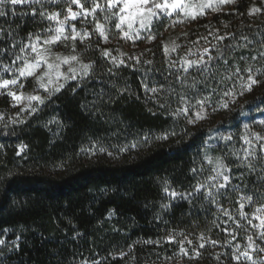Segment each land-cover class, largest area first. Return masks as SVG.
<instances>
[{
  "label": "trees",
  "instance_id": "trees-1",
  "mask_svg": "<svg viewBox=\"0 0 264 264\" xmlns=\"http://www.w3.org/2000/svg\"><path fill=\"white\" fill-rule=\"evenodd\" d=\"M253 5L264 7L261 0H238L219 14L192 22L186 29L165 32L138 50H127L120 43L104 44L93 33L85 44L77 43V49L84 54L85 61H96L95 74L74 96L70 89L66 90L41 105L34 115L21 114L25 123L7 128L0 124V144L4 145L0 149V230L9 231L12 239L20 237L19 250L10 253V264H78L81 257L100 259L101 264H152L153 261L161 264L155 253L163 257L170 245L156 247L143 241L166 236L172 229L197 235L211 229L208 234L212 239L223 244L230 239L213 227L216 209L206 203L204 209L207 210L202 209V197L194 201L195 209L181 200L168 210L162 209L163 186L167 182L177 189L188 190L189 185L195 183L189 169L201 161L205 151L212 156L227 151L222 141L209 140V136L232 134V143L239 148L238 136L243 134V124L264 131L256 123L264 119V86L238 97L231 111L222 110L193 126L169 115L177 107L174 96L163 97L161 102L169 99L172 103L171 107L160 109L152 97L163 94L145 93L141 80L144 70L152 68L154 71L144 80L149 87L165 85L167 88L171 83L179 92L174 78L165 80L162 42L175 40L185 46L198 36L206 35L205 25L209 24L219 28L221 33L236 32L239 36L243 31L251 36L264 28V15H247ZM9 9L10 13L13 10L15 13L22 10V13L0 17V27L11 29L17 41L42 28L38 19L34 22L30 15H24L30 13V8L16 5L13 9L9 5ZM225 23L229 27L225 28ZM183 33L188 36L184 37ZM89 44L91 47L86 49ZM56 48L67 54L71 42L67 49ZM104 48L113 50V55L118 54L117 50L129 55L143 54L142 60L150 59L154 63L144 65L139 71L121 68L115 77H109L106 70L110 64L100 55V49ZM0 76L10 78L2 72ZM113 83L119 88L126 87L127 92L117 95ZM34 88L35 81L29 79L23 92L32 94ZM101 91L105 95L98 97ZM93 100L96 101L94 106L89 103ZM17 112L19 108L13 109L5 98L0 99V113L7 117ZM185 127L187 134L181 133L167 141L155 139L165 131L180 132ZM146 134L150 135L148 143L116 158L105 153L89 156L80 151L93 141L108 147L122 146ZM21 144L27 145L22 153L26 159L16 155ZM228 163L232 165L233 158L229 157ZM239 171L246 170L233 168L234 173ZM254 181V176L246 175L243 182L234 179L233 183H242L243 187ZM237 196L238 193H234L231 199ZM221 203L225 208L231 207L226 200L222 199ZM245 210L252 208L248 206ZM225 219L220 216V220ZM227 226L234 227L231 221ZM238 231L233 243L244 244V231ZM121 251L130 255L118 257Z\"/></svg>",
  "mask_w": 264,
  "mask_h": 264
},
{
  "label": "snow or ice",
  "instance_id": "snow-or-ice-1",
  "mask_svg": "<svg viewBox=\"0 0 264 264\" xmlns=\"http://www.w3.org/2000/svg\"><path fill=\"white\" fill-rule=\"evenodd\" d=\"M61 2L66 8L49 10L47 7ZM261 2L264 3V0ZM86 3H90L91 7H85ZM237 3L238 0H83V2L82 0H0V17L16 15L14 10L11 13L6 10L9 5L14 9L16 5L27 4L38 7H32L31 12L24 15H30L34 22L38 19L39 22L47 24L38 32H29L26 38L19 41L15 39L11 29L5 30L0 27V45H2L0 72L10 77L0 76V96L9 98L11 107L19 108L15 116L6 117L5 113H0V124L7 128L9 125L25 123L21 114L34 115L40 110L41 105L51 102L53 97L66 90L70 89L74 96L95 74L96 61H85L84 54L77 49V43L85 44V41L91 39L93 32L108 42L110 36L108 25H111L121 40L133 43L137 40H146L151 43L157 38V25L167 30L168 27H175L177 24L195 22L206 17L209 12L219 14L223 12L225 6ZM73 6L76 7V11L73 10ZM97 12L103 13V23L97 19ZM237 15L243 16V13ZM247 15L249 17L264 15V7L253 5L248 9ZM88 17H91V22L94 23L93 32L77 30L75 24L71 23L80 18L87 21ZM165 21L168 23L165 24ZM223 26L229 27L226 23ZM241 26L243 27V23ZM205 28L207 34L198 36L196 40L188 43L183 55L179 54V50L184 45L175 40L162 42V50L166 58L165 80L174 78L175 83L180 87L179 92L171 83H168L167 88L165 85L149 87L144 80L147 79L149 72L154 71L152 68L144 70V79L141 80V88L145 93L163 94L152 97L160 109L171 107V100L165 99L161 102L163 97L174 96L177 107L169 115L177 120L183 119L186 125L195 126L212 114L222 110L231 111L238 97L264 86V28L259 32H253L251 36L243 31L239 36L236 32L221 33L219 28L210 24L205 25ZM182 35L187 37L188 33ZM69 42L71 48L67 54L55 50L58 46L67 49ZM85 47L87 49L91 45ZM145 51L150 52L151 49ZM117 53L113 55L111 49H100L101 57L110 64L106 70L109 77H115L121 68L139 71L144 65L151 66L154 63L150 59L142 60L143 54L129 55L119 50ZM29 79L35 81V88L32 94H25L22 89ZM73 82H75L74 86ZM112 86L117 88V95L127 92L126 87L119 88L114 83ZM97 95L102 97L105 93L101 91ZM89 103L94 106L96 101ZM81 107L86 108L87 105ZM256 123L264 128V119ZM242 127L243 134L238 136L241 144L239 148L232 143L234 141L232 134L209 136V140L222 141L227 151L216 156L208 155L205 151L201 161L189 169L195 183L190 184L188 190L178 192L167 186L165 182L163 193L170 199L169 203L160 205L162 209L168 210L172 207V201L178 198L189 204L191 209H195L194 201L202 197V209L205 203L216 209L213 213V227L225 233L230 239L221 245L220 241L212 239L208 234L211 229L202 231L198 235L186 230L172 229L166 236L143 241L144 244L156 247H163L165 244L176 246V251L172 255L165 254L161 257L159 252L155 253L156 260L163 259L165 264H177V262L183 264L185 259L193 261L204 258L203 251L209 247L214 249L222 246L231 249L230 259L235 264H264V255H262L264 254V202H262L264 201V131H256L247 123ZM181 133L187 134V128H182L180 132L175 129L165 131L155 139L167 141ZM149 139V136L145 135L143 142L148 143ZM138 146L133 142L120 147L118 151L123 153ZM3 147L4 145L0 144V149ZM26 148L27 145H19L16 155L26 159V156H22ZM80 151L90 156H95L97 153L113 155L103 145L98 146L96 141H93L89 148H81ZM229 157L234 160L232 165L228 163ZM233 168L246 171L234 173ZM246 175L255 177L251 185L243 184L242 187V183H233L234 179L243 182ZM244 189H247V192ZM234 193H238L234 201L238 208L233 211L225 208L221 200L231 201ZM246 206L253 209L251 213L245 211ZM221 215L227 219L220 220ZM229 221L233 223V228L227 226ZM221 224L224 227H221ZM240 229L244 231V245L233 243L237 240ZM3 231L5 230H0V233ZM78 235L82 234L78 233ZM19 239L18 236L8 242L0 234V264H4L7 257L5 248L8 252L19 250ZM134 244L129 247L133 248ZM119 255L124 258L130 253L121 251ZM222 256H229V253L214 252L209 258L221 264ZM78 264H101V260L81 257ZM152 264H156V261Z\"/></svg>",
  "mask_w": 264,
  "mask_h": 264
},
{
  "label": "rangeland",
  "instance_id": "rangeland-1",
  "mask_svg": "<svg viewBox=\"0 0 264 264\" xmlns=\"http://www.w3.org/2000/svg\"><path fill=\"white\" fill-rule=\"evenodd\" d=\"M82 2H83V0H82ZM18 6H24L25 8L28 7V8H30V12H31V8H32V7H38V6H29V5H27V4L18 5ZM47 7H49V10H58V9L66 8V5H65L63 2H61V3L58 4V5L47 6ZM85 7H91V4H90V3H86V4H85ZM228 7H230V6H225L224 9H226V8H228ZM224 9H223V10H224ZM6 10H7V11L10 10V9H9V6H8V8H7ZM73 10H74V11L77 10L75 6H73ZM21 11H22V10H21ZM21 11H20V12H16V15H20V14L22 13ZM212 15H213V13L209 12V14H208L206 17H210V16H212ZM96 16H97V19H99V20L101 21V23H103V13L97 12ZM91 21H92V18H91V17H88V18H87V21H85L83 18H80V19H78L77 21H72L71 23L75 24V27L77 28V30L84 31V30L90 29V30L93 32V29H94V23H92ZM164 23L167 24L168 21H165ZM190 24H191V23H187V24H177L175 27H168L167 30H165L164 27L157 25V28H158L157 38H159V36H160L161 34L165 33V32H169V31H172V32L175 31V32H177V31H181V30H183V29H186ZM46 26H47L46 22H45V23H42V28H44V27H46ZM42 28H41V29H42ZM108 28H109V30H110V36H109V40H108V42H105V41H104L102 38H100L95 32H93L94 34H96V36H98V37L100 38L101 42L104 43V44H117V43H120V44H122V45L125 47V49H127V50H138V49H140V48H142V47H144V46H146V45L149 44L146 40H137L135 43H133L132 41L121 40V39L118 37V35L115 33V31L112 29L111 25H108ZM41 29H40V30H41ZM40 30H39V31H40ZM37 32H38V31H37ZM25 38H26V37H25ZM22 39H24V38H22ZM55 50L57 51V48H56ZM186 50H187V45H185V46L180 50L179 54H180V55H183L184 52H185ZM22 91H23V89H22ZM1 98H5V99L8 101L9 106H10V100H9V98L4 97V96H0V99H1ZM10 107H11V106H10ZM11 108H13V107H11ZM17 108H18V107H17ZM13 109H16V108H13ZM13 112H14V111H13ZM146 135H147V134H146ZM144 136H145V135H144ZM144 136H143V137H144ZM148 136H150V135H148ZM143 137H141L140 139H137V140H133V141H131V142L124 143L122 146H124V145H128V144H131V143L135 142V143H137L139 146H138L137 148H135V149H132V150H137L138 148L142 147L143 144H144V142H143ZM98 146H99V145H98ZM103 146H104L106 149H108V151H110V152L113 153L112 156H109V155H107V153H105V154H106L108 157H110V158H116V157H119L120 154H125V153H128V152H129V151H127V152H123V153L119 152L118 149H119L120 147H122V146H119V145L110 146V147H108L107 145H103ZM89 147H90V146H88L87 148H89ZM89 156H90V155H89ZM201 178H202V177H201ZM165 186H166V184L163 186V188H164ZM167 186H170L172 189H175V190L178 191V192L186 191V190H180V189H177V188L171 186V185L168 184V183H167ZM163 199H164V202H165V203H169V199H170V198L167 197L164 193H163ZM178 201H180V200L177 198L176 200L172 201V204L175 203V202H178ZM226 201L228 202V205L231 206L230 208H232L233 211H234L236 208H238V206H235L236 204L234 203V201H235L234 199H233V200L231 199V201H228V200H226ZM247 207H248V206H246V208H247ZM246 208H245V209H246ZM252 210H253V209H252ZM252 210H250V211L245 210V211L251 213ZM2 236H3V238H5L6 241H8V242H11L12 240H15V239H12V238H11V233H10L9 231H5V232L2 234ZM192 238H193V237H192ZM193 239H194V242H195V238H193ZM257 243H259V241H257ZM244 244H245V242H244ZM244 244H241V245H244ZM221 245H223V243H221ZM241 250H243V249H241ZM4 251L7 253V257H6V259L4 260V264H10L9 256H10V253H11V252H8L6 248L4 249ZM175 251H176V246L172 245V246H170V248H167V249L165 250V254H167V255H172ZM214 252H220V253L228 252V253H229V256H222V257H221V264H235V262L231 261V259H230L231 249L228 248V247H222V246H217V247L214 248V249L211 248V247L207 248V250H204V251H203V256H204V258L199 259V260H193V261H194V262H198V263H202V264H207V263H208V264H209V263H214V264L216 263V264H217V261H216V260H214V259H210V258H209L210 255H211L212 253H214ZM262 255H264V254H262ZM118 257H120V255H118ZM160 261H161V264H165V262L163 261V259H161ZM193 261H188L187 259H185V260H183V264H185V263H189V262H193ZM177 264H179V262H177Z\"/></svg>",
  "mask_w": 264,
  "mask_h": 264
}]
</instances>
